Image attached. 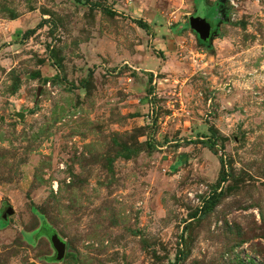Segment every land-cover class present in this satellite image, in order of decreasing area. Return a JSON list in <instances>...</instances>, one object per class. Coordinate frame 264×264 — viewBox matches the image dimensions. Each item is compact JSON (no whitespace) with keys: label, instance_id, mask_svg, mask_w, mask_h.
I'll return each mask as SVG.
<instances>
[{"label":"rangeland","instance_id":"1","mask_svg":"<svg viewBox=\"0 0 264 264\" xmlns=\"http://www.w3.org/2000/svg\"><path fill=\"white\" fill-rule=\"evenodd\" d=\"M91 2L0 0V264H264V0Z\"/></svg>","mask_w":264,"mask_h":264},{"label":"water","instance_id":"2","mask_svg":"<svg viewBox=\"0 0 264 264\" xmlns=\"http://www.w3.org/2000/svg\"><path fill=\"white\" fill-rule=\"evenodd\" d=\"M189 24L191 29L197 33L198 38L203 42H209L212 40L213 35L217 32L212 33L213 24L211 20L205 15H191L189 18ZM22 116V115H20ZM14 213V208L12 206H7L3 211V217L7 218L8 215ZM47 236L55 250V256L53 257L56 261H61L64 259L67 243L61 236L55 231L50 230Z\"/></svg>","mask_w":264,"mask_h":264},{"label":"trees","instance_id":"3","mask_svg":"<svg viewBox=\"0 0 264 264\" xmlns=\"http://www.w3.org/2000/svg\"><path fill=\"white\" fill-rule=\"evenodd\" d=\"M92 0H86V2H88V3H92L91 2ZM138 25L139 26H141L142 28H144V29H149V25L146 23V22H144L142 19H140L138 22ZM35 31V29H30V30H28L26 33H25V35H29V34H31V33H33ZM196 33V32H195ZM197 34V33H196ZM201 42V41H200ZM202 43H204V42H202ZM221 162H222V166H221V171H220V177H219V179H218V185H220L222 182H224L226 179H227V177H228V174L225 172V166H224V163H223V160L221 159ZM220 195H221V193H215L208 201H207V203H206V208H208V207H212V206H214L216 203H217V201H218V199H219V197H220ZM205 208V209H206ZM196 216V214H194V216L193 217H195ZM8 224V222L7 223H5L4 225H2V226H0V227H4V226H6ZM172 264H176V263H172Z\"/></svg>","mask_w":264,"mask_h":264},{"label":"crops","instance_id":"4","mask_svg":"<svg viewBox=\"0 0 264 264\" xmlns=\"http://www.w3.org/2000/svg\"><path fill=\"white\" fill-rule=\"evenodd\" d=\"M205 1V0H204ZM207 8L210 10L211 7H218L219 8V3H216V4H210V5H207L208 3H205ZM222 6V5H221ZM220 9V8H219ZM217 9V12L218 14H216L215 16L218 18H221L220 17V10ZM144 21V20H143ZM145 22V21H144ZM147 23V22H146ZM148 24V23H147ZM220 24V23H219ZM149 25V29H150V24ZM154 27H158V30L161 31L160 33H158V35H160V38L161 39H165V40H169L171 36L174 35V29H176L175 27H177V25L174 27V28H170V27H166V26H161L160 24H157V25H154ZM148 29V30H149ZM197 35V34H196Z\"/></svg>","mask_w":264,"mask_h":264},{"label":"flooded vegetation","instance_id":"5","mask_svg":"<svg viewBox=\"0 0 264 264\" xmlns=\"http://www.w3.org/2000/svg\"><path fill=\"white\" fill-rule=\"evenodd\" d=\"M219 9V8H218ZM219 10H221V9H219ZM202 15V14H201ZM208 18H209V16L207 15V14H205ZM210 20H211V22H212V24H213V28H212V33H214V32H216V30H218L219 29V23L221 22V20H220V18H218V16L216 17V16H212V17H210L209 18ZM210 42V41H209ZM209 42H207V43H209ZM206 43V42H205Z\"/></svg>","mask_w":264,"mask_h":264}]
</instances>
